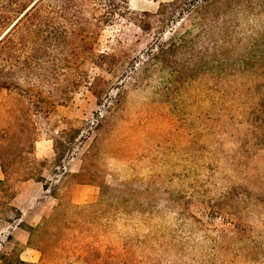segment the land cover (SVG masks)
Masks as SVG:
<instances>
[{
	"label": "rangeland",
	"instance_id": "374dc122",
	"mask_svg": "<svg viewBox=\"0 0 264 264\" xmlns=\"http://www.w3.org/2000/svg\"><path fill=\"white\" fill-rule=\"evenodd\" d=\"M229 1L127 0V18L111 21L92 0H71L55 21L60 47L39 71L33 30L22 45L13 34L7 69L30 70L17 90L0 89V136L8 135L0 139V264L25 247L38 257L28 264H40L34 227L18 224L14 198L71 158L79 172L52 184L58 203L36 225L58 221L46 264H80L94 251L115 264H264V139H254L264 115L243 107L253 93L241 86L255 78L201 54L204 37L264 33V2L242 11ZM180 40L182 49L165 51L167 67L152 59ZM40 141L52 145L48 160L34 156ZM75 184L91 186L90 202L72 203Z\"/></svg>",
	"mask_w": 264,
	"mask_h": 264
},
{
	"label": "trees",
	"instance_id": "16d2710c",
	"mask_svg": "<svg viewBox=\"0 0 264 264\" xmlns=\"http://www.w3.org/2000/svg\"><path fill=\"white\" fill-rule=\"evenodd\" d=\"M116 1H120L122 4V7L119 8L120 13H110L111 6L114 7V2ZM202 1L206 3L209 0ZM230 1L231 4H234V7L241 9L242 11L250 8L249 2L253 1L257 3V1H262L261 4L264 2V0ZM230 1L228 2L229 4ZM70 2L71 0H0V35H3L4 33L2 37L0 36V89L8 90V88L11 87L17 90L18 82L24 80L26 73L30 70L29 67L26 68L25 63H20L17 66V68L20 69L19 74L10 72L7 69L10 60L9 57L11 56L10 49L13 34L16 33V31H19L18 40L19 44L22 45L26 42L24 41L26 34L29 33L31 29L33 30V33L36 36L33 43L35 49H32L33 54L30 55V59L32 60V64L35 62L32 67H36L39 71L40 68L38 62L40 59L45 58L46 56L47 58H55V51L60 47V36L59 33H57L59 25L55 21L62 18L59 14L68 8V3ZM259 6L262 5L259 4ZM100 8L103 10L104 17L106 19L109 17L111 21L114 20L117 15H119L120 18L125 19L130 12L127 7V0H92V9L99 11ZM253 27L256 26L251 25V28ZM206 29L205 25H203L200 28V34L205 33ZM253 30L254 29L250 31V35H246L240 39L237 33L234 35H226L222 33L220 38L204 37L201 54L203 55L205 62L207 61L206 64L211 63L223 68H231L234 71H238V73H245L248 76L253 74L252 77L255 78L254 80H250L246 84L243 82L241 85L242 89L243 87H246L248 93H253L251 105L248 106L250 103L245 102L243 107L247 106L246 108H250L248 111L249 114L262 113L264 115V33H260L259 31L255 33ZM47 33L49 36H47ZM182 45L183 41L181 40L177 44L172 42L167 47H165L166 45H161L156 49L157 53L152 55V59L156 62L162 61L163 64L166 61L164 58L165 51L171 50L175 47L176 50H180L183 47ZM41 50H43L44 53H41ZM163 65L166 66L165 64ZM33 74L37 79V73L33 72ZM27 114L28 111H23V116L26 117ZM24 119L25 118L23 117L21 120ZM249 122L250 123L247 124H250L257 129L256 126L253 125L255 124L254 122ZM260 122H262V125L264 126V119H261ZM2 132L3 135L0 136L1 140L6 139L8 136L6 131L2 130ZM22 132H24L27 141L30 143L35 141L34 139H31V134L28 132L27 127L23 128ZM257 137H260V140L261 138L264 139L263 133H258V135L254 136V139ZM1 170L3 171V167H1ZM57 222L56 218L51 220L44 218L40 226H36L32 229L30 236L36 239L41 245V247H37V250L43 257L40 264L52 263L49 260L53 261L52 255L47 256L48 248L53 241L51 240L52 238H50L48 231L50 228L57 227ZM94 225L97 226V223ZM113 260H115V257L111 254L109 255L94 251L88 253L87 257H82L80 264H115ZM8 264L28 263H24L17 258L16 261L8 262ZM120 264L123 263L120 261Z\"/></svg>",
	"mask_w": 264,
	"mask_h": 264
},
{
	"label": "crops",
	"instance_id": "0c3cea01",
	"mask_svg": "<svg viewBox=\"0 0 264 264\" xmlns=\"http://www.w3.org/2000/svg\"><path fill=\"white\" fill-rule=\"evenodd\" d=\"M33 152L35 158L40 160H48L53 156L52 145H50L48 141L36 142ZM73 160L74 158H71L66 161L61 168L60 174H54L44 169L38 180H27L23 183L20 191L14 198L16 202L15 208L20 214L17 219L18 224L22 223L30 227H35L46 214L56 207L58 197L52 192L53 190L51 186L64 174L76 175L79 172V165ZM4 180L5 176L0 170V182H3ZM72 190L76 193V196L72 199L73 204H85L92 200L93 190L91 186L75 184ZM30 194L34 195L33 204L31 207L26 208L21 203L24 201L22 198ZM18 229L20 230V228ZM33 252V249L25 247L19 253V259L23 262L35 263L38 257L32 255L34 254Z\"/></svg>",
	"mask_w": 264,
	"mask_h": 264
}]
</instances>
